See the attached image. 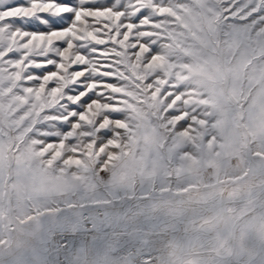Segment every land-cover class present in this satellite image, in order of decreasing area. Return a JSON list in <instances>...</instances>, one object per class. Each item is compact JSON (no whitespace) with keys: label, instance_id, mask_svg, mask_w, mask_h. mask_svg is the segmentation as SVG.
<instances>
[{"label":"rangeland","instance_id":"rangeland-1","mask_svg":"<svg viewBox=\"0 0 264 264\" xmlns=\"http://www.w3.org/2000/svg\"><path fill=\"white\" fill-rule=\"evenodd\" d=\"M0 264H264V0H0Z\"/></svg>","mask_w":264,"mask_h":264},{"label":"snow or ice","instance_id":"snow-or-ice-1","mask_svg":"<svg viewBox=\"0 0 264 264\" xmlns=\"http://www.w3.org/2000/svg\"><path fill=\"white\" fill-rule=\"evenodd\" d=\"M20 0H17V3H19ZM72 0H61V3L63 4H71ZM19 19V18H17ZM45 20L47 21H50L51 22V25L53 28H64L66 25H65V21H71L73 19L72 16H68V15H65V16H61L59 19H53L51 17H46L44 18ZM35 22L38 26H39V21H33L31 18H29V23H33Z\"/></svg>","mask_w":264,"mask_h":264}]
</instances>
